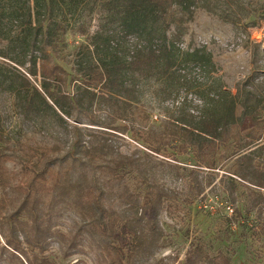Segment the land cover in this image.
<instances>
[{
    "label": "trees",
    "instance_id": "16d2710c",
    "mask_svg": "<svg viewBox=\"0 0 264 264\" xmlns=\"http://www.w3.org/2000/svg\"><path fill=\"white\" fill-rule=\"evenodd\" d=\"M215 6L231 22L252 14L264 19V1L255 4L251 0H0V57L11 63L6 67L0 62V87L15 97L16 108L25 118H39L51 109L58 118L71 119L73 146H79L77 124L82 114L90 125L98 126L87 132L89 135L106 132L104 128L126 132V125L97 118L93 108L100 100H121L124 106L117 118L124 120L126 108L150 82L173 85L174 97L185 90L202 99L199 87L192 89L185 84L206 78L213 70L211 55L204 46L182 48L181 44L197 10ZM92 16L98 25L90 40L79 46L85 51L62 65L55 56L60 48L69 46L65 35H83L86 20ZM37 77L39 87L31 82ZM71 83L76 87L69 93L66 88ZM206 92L211 98L198 113L178 114L157 128L146 126L138 136L145 150L105 157L102 147L85 149L87 157L74 163L87 166L92 172L90 179L82 173L72 179L69 165L63 163L68 153L58 155L57 145L16 147L0 133V143L4 142L0 144V239L4 240L0 259L9 264H55L38 254L50 245L52 216L58 203L72 208L80 218L77 231L65 240L64 256L75 253L72 250L79 244L80 231L98 247L100 264H133L137 253H152L162 234L156 212L167 194L140 167L153 154L166 153L168 145L183 152L190 150L198 160L189 170L187 195L201 194L198 168L213 170L214 158L209 156L232 144L235 161L228 171L230 194L237 178L246 183L253 201L262 200V193L253 189H264V156L255 159L264 152V144L258 147V154L255 149L243 152L241 132L246 121L263 127L264 95L248 83L239 85L234 94L221 87L207 88ZM141 116L149 120L147 115ZM173 141L180 143L172 145ZM132 168L144 186L143 192L129 194L127 210L138 228L106 206L97 177L119 179ZM22 241L31 257L20 247ZM195 251L200 261H210L202 245H196ZM217 256L213 264H232L228 256ZM153 264L169 263L161 258Z\"/></svg>",
    "mask_w": 264,
    "mask_h": 264
},
{
    "label": "rangeland",
    "instance_id": "374dc122",
    "mask_svg": "<svg viewBox=\"0 0 264 264\" xmlns=\"http://www.w3.org/2000/svg\"><path fill=\"white\" fill-rule=\"evenodd\" d=\"M251 1L258 4L264 0ZM221 12L219 6L213 9L199 8L189 23L181 44L182 48L204 46L211 55L213 70L207 73L206 78H195L185 84L186 87H193L192 89L199 87L202 99L185 90L174 97L173 85L164 86L150 82L137 96L138 99L126 108L125 121L117 118L124 106L121 100H116V104L114 101L102 99L93 108V113L100 120L112 119L113 125H126V132L104 128L106 132L89 135L87 132L98 126L90 125L87 117L82 114L81 123L77 124L80 129L79 146H73L71 119L65 116L60 119L51 109L44 110L39 118H25L16 108L15 97L4 87H0V133L3 139L16 147L57 145L58 155L68 153L63 163L69 165L72 179L77 178L80 173L90 179L91 170L83 164L74 163V160L87 157L85 149L93 145L102 147L105 152L102 156L105 157L132 154L139 148L145 150L138 143L141 141L138 136L143 134L146 126L157 128L164 121L173 120L178 114L188 111L198 113L204 101L211 98L206 92L207 88L221 87L234 94L239 85L248 83L264 95V19L259 18L258 14H252L249 18L242 17L239 21L231 22ZM254 23L256 25L252 26ZM97 25L96 16H92L86 20L83 35L68 32L65 39L69 46L58 50L56 60L66 65L67 58L83 53L85 50L79 46L90 40ZM0 62L6 67H9L7 64L11 65L1 57ZM70 64L72 65L71 62ZM31 80L33 85L40 86L39 77ZM75 87V83L68 84L66 91L71 93ZM45 107L47 106L43 105ZM141 114L147 115L149 120L145 121ZM179 143L173 141L172 145L178 146ZM241 143L244 145L243 152L249 149L257 151L264 144V120L261 128L246 121L241 132ZM166 149L163 155L153 154L148 162H141L140 168L167 195L156 212V220L162 230L158 246L152 253H137L133 264H153L161 258L166 259L169 264H213L219 253L228 256L232 264H264V189L259 191L252 188L255 193H262L263 196L262 200L253 201L254 196L245 186L246 183L235 178L230 194L232 180L228 171L235 161V156L231 154L232 144L221 147L209 156L214 158L213 170L204 166L198 168V180L202 182L203 190L200 195H194L195 197L187 193L189 170L194 167L197 158L190 150L183 152L170 145ZM263 156L264 152H260L255 159ZM97 160H100L99 157ZM9 165L13 167L12 164ZM135 173V168H132V171L119 179L100 174L97 177L105 192L106 206L119 214L124 221L130 220L138 228L133 214L127 210L131 203L129 194L144 191L140 177ZM260 207L263 208L259 212ZM141 213L142 210H139L138 215ZM79 221V216L72 208L64 203L55 205L50 245L43 254H38L39 258L45 257L55 264H100L98 247L83 231L78 235V246L72 250L75 253L63 255L65 240L77 231ZM6 235L9 236L8 231ZM0 244H4L2 238ZM196 245L203 246L210 261L198 259ZM20 247L31 257L32 253L23 241ZM0 264L9 263L0 259Z\"/></svg>",
    "mask_w": 264,
    "mask_h": 264
}]
</instances>
